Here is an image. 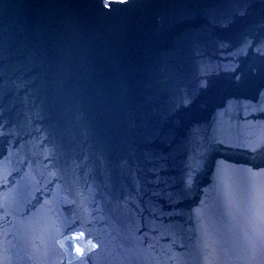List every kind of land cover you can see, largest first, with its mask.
<instances>
[{"label": "water", "instance_id": "water-1", "mask_svg": "<svg viewBox=\"0 0 264 264\" xmlns=\"http://www.w3.org/2000/svg\"><path fill=\"white\" fill-rule=\"evenodd\" d=\"M0 264H264V0H0Z\"/></svg>", "mask_w": 264, "mask_h": 264}, {"label": "snow or ice", "instance_id": "snow-or-ice-1", "mask_svg": "<svg viewBox=\"0 0 264 264\" xmlns=\"http://www.w3.org/2000/svg\"><path fill=\"white\" fill-rule=\"evenodd\" d=\"M77 251H79V249H77Z\"/></svg>", "mask_w": 264, "mask_h": 264}]
</instances>
